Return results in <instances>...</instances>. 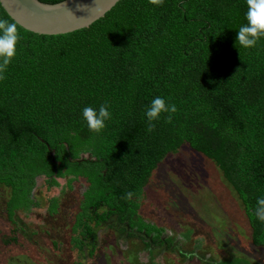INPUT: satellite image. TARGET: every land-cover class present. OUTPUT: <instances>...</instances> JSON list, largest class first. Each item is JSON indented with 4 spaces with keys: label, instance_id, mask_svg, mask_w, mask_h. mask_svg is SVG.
Here are the masks:
<instances>
[{
    "label": "trees",
    "instance_id": "trees-1",
    "mask_svg": "<svg viewBox=\"0 0 264 264\" xmlns=\"http://www.w3.org/2000/svg\"><path fill=\"white\" fill-rule=\"evenodd\" d=\"M247 10V0H164L162 6L120 0L88 28L69 34L40 36L18 26L17 55L0 81V185L11 190L9 214L31 207L36 178L54 186L64 175L68 184L83 177L88 187L84 212L71 222L68 243L77 253L71 264L94 259L84 232L98 227L100 221L91 226L87 216L99 204L119 211L123 233L131 230L127 240L138 229L151 240L143 244L148 253L157 244L167 247L173 238L145 222L138 200L166 157L187 146L217 169L222 187L243 210L235 241L223 245L230 250L225 259L243 258L246 234L253 247H264V222L254 215L264 197V39L251 49L236 43ZM6 14L0 5V16L11 20ZM157 96L177 111L170 121L162 114L149 133L145 112ZM104 104L112 117L96 134L82 110ZM213 170L200 174L206 178ZM201 186L210 188L208 182ZM57 206L54 201L48 212L53 217ZM195 233L200 250L206 239L201 229ZM176 250L181 259L194 257Z\"/></svg>",
    "mask_w": 264,
    "mask_h": 264
},
{
    "label": "rangeland",
    "instance_id": "rangeland-1",
    "mask_svg": "<svg viewBox=\"0 0 264 264\" xmlns=\"http://www.w3.org/2000/svg\"><path fill=\"white\" fill-rule=\"evenodd\" d=\"M84 155L86 154L82 156ZM166 158L161 174L155 172L138 201L141 204L140 214L145 222L159 226L161 234L164 230L165 234L170 235L173 238L171 244L166 250L163 245L157 244L152 246L148 253L140 241L131 238L121 243L118 241L115 248L108 249L105 246L112 244L114 238L107 235L99 244L98 256L88 264H208L209 261L214 264L217 261V264H240L241 261L248 264L247 258H250V264H264V247H253L247 234L242 241L243 258L231 254V259L236 257L238 261L225 259L230 256V250L227 248L225 250L223 245L230 243L227 238L235 241V231L239 228L236 221L239 220L238 218L242 219L243 210L234 194L228 191L227 187H222L217 169L187 146H183L177 154ZM208 165L214 169L213 174L204 178L201 174L209 168ZM68 179L69 177L57 178V185L46 189V180L40 176L35 192L41 194L38 195V199L43 198L44 206L31 210L18 209L15 211L13 221H9L6 212V203L11 190L0 185V264H5L4 260L7 256L12 258L8 264H71L72 257L77 259V253L70 249L68 242L71 236L72 217L87 183L80 178L68 184ZM207 182L210 188H202L201 185ZM215 188L221 192L217 197ZM52 197L57 201L58 210L61 211L54 218L47 215L45 208ZM199 198L204 199L198 203ZM203 220L209 223L204 225ZM223 220L233 224L228 225ZM21 227L25 230L24 238L20 236ZM195 229H201L203 231L201 235L206 239H200L202 243L200 250L198 243L194 244L199 236L195 233ZM188 230L194 233L186 238L184 235ZM238 233L240 234L241 231L239 230ZM16 235L20 236L21 243L17 247L21 249L13 248L10 253H5L2 242L7 237ZM54 243L57 246H54ZM228 247L232 249L231 245ZM176 248H180L183 252L189 250L194 257L181 259ZM9 249L10 247H7V250ZM18 254H24L28 258ZM197 255L201 260L196 258Z\"/></svg>",
    "mask_w": 264,
    "mask_h": 264
},
{
    "label": "clouds",
    "instance_id": "clouds-1",
    "mask_svg": "<svg viewBox=\"0 0 264 264\" xmlns=\"http://www.w3.org/2000/svg\"><path fill=\"white\" fill-rule=\"evenodd\" d=\"M150 3L162 6L164 0H150ZM247 23L239 27L236 43L243 48H254L264 39V0H247ZM21 39L16 22L0 16V81L5 78V72L12 60L17 55V45ZM177 111L175 104L167 103L165 98L157 96L151 100L145 115L148 121L147 131L151 133L155 128V121L160 120L162 114H168L166 119L171 120V114ZM83 119L87 122L90 131L100 134L106 127V122L112 117L106 104L98 109L86 106L82 110ZM134 193L129 192L127 199H131ZM255 217L264 222V197L258 198L254 212Z\"/></svg>",
    "mask_w": 264,
    "mask_h": 264
},
{
    "label": "water",
    "instance_id": "water-1",
    "mask_svg": "<svg viewBox=\"0 0 264 264\" xmlns=\"http://www.w3.org/2000/svg\"><path fill=\"white\" fill-rule=\"evenodd\" d=\"M120 0H64L45 4L38 0H0L11 20L40 36L65 35L88 28Z\"/></svg>",
    "mask_w": 264,
    "mask_h": 264
},
{
    "label": "flooded vegetation",
    "instance_id": "flooded-vegetation-1",
    "mask_svg": "<svg viewBox=\"0 0 264 264\" xmlns=\"http://www.w3.org/2000/svg\"><path fill=\"white\" fill-rule=\"evenodd\" d=\"M83 154H86L84 156H88V157L90 156L89 153H81L79 156L81 157ZM84 156H82V157H84ZM91 161H93V160H91ZM42 177L46 180V177H44V176H42ZM66 177H69V176H66ZM60 178H65V175L63 177H60ZM80 178L83 179L84 181H86V179L83 178V177H78L75 180H80ZM38 179H39V177L36 178V180H35V186H34L32 192H31V201L33 203L31 205V207L29 208L30 210L33 209V208H35V207L44 206V204H45V203L44 204L42 203V199L43 198H39L38 199V195H41V194L40 193L38 194L37 192H35L36 187H37V180ZM55 180H57V178ZM86 183H87V187H88V182L86 181ZM45 184H46L45 185V188L46 189H51L47 181H45ZM1 186L4 187V188H6L3 185H1ZM87 187H86V189H87ZM86 189H85V191H86ZM85 191L82 193V197H81V199L79 201L78 208L75 211L74 216L72 217V221L75 220L76 215L81 214V213L84 212V210H83V204L84 203L81 202V201L83 199V195H84ZM9 199H10V197H9ZM35 199L38 200V202H36ZM54 201L57 203V201L54 200L53 197H52L47 202L48 205L45 206L47 212H49L50 208H53L52 205H53ZM7 203H8V201H7ZM7 203H6V207H7ZM22 209H25V208H20V210H22ZM90 209L93 210V214L90 215V213L92 211H89V216H87V218L90 220L91 226H94V225L98 224L99 221L100 222H99L98 227H94V228H96V230H94L92 232H90V231L84 232V235H85L84 237L86 239H89V242L87 243V245H88L87 247H89V250H92V251L94 250V254L93 255H94V258H95L99 254L98 253L99 252V244L102 242V238L106 237L107 235L108 236L111 235L114 238L113 239V243L112 244H109V245H107L105 247H108V249H113V248H115V246H116V244H117L118 241H119V243H121V242L127 240V237L131 234L130 233L131 230H127V232H124L123 233L122 225H119L118 224V219H119V213H117V212H119L118 210L116 212L113 208L107 207L106 205H103V204H99L95 208H90ZM6 212H7V216L9 218V221H13V219L15 217V212H14V215L13 216H11L9 214L8 208H6ZM60 212L61 211L58 210V206H57V214L55 216L59 215ZM47 215L49 217H51V218H54L55 217V216L53 217V214L51 215L50 213H47ZM137 230L138 229H136V230L134 229V234H135L134 236H136V237H133V239L140 241V243H142V244H144L145 242H151V240L149 239L148 236H145L144 233H138ZM19 231H21L20 232V236L22 238H24L25 237V230L21 227ZM162 235H163V237H165V239L167 237H169V235L165 234V231L164 230H163ZM20 236H17L16 235L15 237L14 236L13 237L12 236L11 237H7L6 240H4L2 242V246H4L2 249L5 251V253H10L13 248H19V249H21L20 247H17V245L21 243L20 242ZM139 236H143V238H145V240H143V241L139 240L138 239V238H140ZM163 237H162V239H163ZM69 241H70V239H69ZM94 243H95V245H94ZM165 245H166V243L163 244V246L165 247V250H166V246ZM7 247H10V249L7 250ZM18 255L19 256H26L24 254H18ZM36 257H38V255H36ZM11 259H12L11 257L7 256V259L4 260L5 261V264H8Z\"/></svg>",
    "mask_w": 264,
    "mask_h": 264
}]
</instances>
